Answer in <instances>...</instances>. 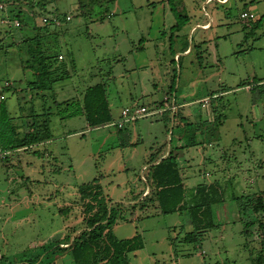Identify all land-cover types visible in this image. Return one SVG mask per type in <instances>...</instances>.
I'll return each mask as SVG.
<instances>
[{"label": "rangeland", "instance_id": "rangeland-1", "mask_svg": "<svg viewBox=\"0 0 264 264\" xmlns=\"http://www.w3.org/2000/svg\"><path fill=\"white\" fill-rule=\"evenodd\" d=\"M6 1L0 0V102L18 137L47 119L51 138L0 163V264H74L64 253L66 237L86 228L87 201L78 187L94 178L107 199L124 207L115 237L141 236L143 249L129 255L130 264H251L264 237V211L240 204L242 197L264 198V0H115L89 16L76 0ZM27 1L56 9L57 23L45 26L39 5L32 18ZM171 7L186 17L179 31ZM13 10L23 15L21 27ZM244 12L254 19H241ZM41 52L60 54L70 77L43 75ZM98 83L106 86L113 122L124 108L151 112L172 101L180 108L174 120L166 111L122 129L55 115L56 102ZM159 148L160 157L177 154L187 192L199 184L219 189V227L199 244L172 245L181 228L191 231L185 213L129 204L147 189L142 177Z\"/></svg>", "mask_w": 264, "mask_h": 264}, {"label": "trees", "instance_id": "trees-1", "mask_svg": "<svg viewBox=\"0 0 264 264\" xmlns=\"http://www.w3.org/2000/svg\"><path fill=\"white\" fill-rule=\"evenodd\" d=\"M113 1L115 0H76V5L82 16H89L93 8ZM171 1L168 0L170 4ZM6 5H15V2L7 0ZM25 5L32 18L35 14L33 8L36 5L41 6V10L45 11L47 15V18H43L46 19L43 22L45 26L52 24L53 20L59 19L56 9L45 10V6L48 5L43 2L31 4L27 1ZM170 9L177 20L173 29L179 31L185 25L183 23L185 21L182 22L181 19H186V17L181 16L175 8L171 7ZM12 13L18 19L19 27H21L24 23L21 11L15 13L13 10ZM257 24L258 22L255 23L256 26ZM59 56L61 55L46 56L41 52L43 75L48 76V79L52 81L64 80L70 77L67 66L62 62V59H59ZM70 66L72 69L74 68L73 60L70 61ZM260 86L264 88V84ZM171 96L172 84L166 94V100ZM163 105L159 106L160 109ZM156 109L158 108L154 110ZM45 115L49 116L51 113L48 112ZM55 115L60 120L83 116L87 125L91 128L112 123L113 117L108 104L105 84L98 83L86 88L79 98L56 102ZM174 117L175 111L172 116L173 120ZM12 121L13 119L9 116L3 99H1L0 144L3 146L8 145L18 151H29L32 147L49 141L51 138L46 125L47 119L43 121L42 128L32 127L21 137L17 136L18 133L12 125ZM190 146H195L194 142H191ZM182 148L178 147L176 150ZM161 152L162 148H159L149 155V165L145 169L146 175L142 177L147 189L142 195L136 196L137 198L129 204H131L132 209L140 208L143 210L146 207H156L162 215L185 213L188 216L191 231L184 232V229L181 228L182 236L179 237L178 241L173 240L172 245L175 246L176 242L199 244L208 230L219 227L213 216V206L221 201L219 189L216 184H199L190 192H187L177 162V154L170 150L165 157H160ZM5 162H8V160ZM78 194L81 201H87L84 213L88 215V218L84 219L86 228L73 238L66 237L68 251L74 264H130L129 255L143 249V242L140 235H134L123 240L115 237L113 228L119 220L125 219L122 204H114L106 198L98 178L79 186ZM242 198L246 199V203H241V207L252 209L255 213L264 211L262 193L254 197L246 196ZM259 228L264 229L263 222L259 223ZM251 264H264V237L262 238L260 250L251 259Z\"/></svg>", "mask_w": 264, "mask_h": 264}, {"label": "built area", "instance_id": "built-area-1", "mask_svg": "<svg viewBox=\"0 0 264 264\" xmlns=\"http://www.w3.org/2000/svg\"><path fill=\"white\" fill-rule=\"evenodd\" d=\"M226 1V0H222ZM240 18L243 20H252L254 19V16L252 14H249L247 12H244L240 15ZM70 18L67 17L66 20H69ZM46 19H43V22H45ZM5 24H9L8 21H3ZM53 23H57V20H53ZM15 27H19V22H15ZM59 59L61 60L62 57L59 56ZM164 107L168 108L171 112H174L176 107L175 103L172 101L171 103H165ZM163 112V110H153L151 112H148L145 107H136L135 109H130V108H124L121 111V118L117 122H112L110 124L104 125L103 127L107 126H115L118 129H122L124 125L128 122H133L138 119H142L151 115H155L158 113ZM18 150H12V149H7L2 146H0V163L5 162L6 160L9 159V157L12 155L13 152H16Z\"/></svg>", "mask_w": 264, "mask_h": 264}, {"label": "crops", "instance_id": "crops-1", "mask_svg": "<svg viewBox=\"0 0 264 264\" xmlns=\"http://www.w3.org/2000/svg\"><path fill=\"white\" fill-rule=\"evenodd\" d=\"M176 56V55H175ZM261 85H263V84H261ZM6 88H10L11 87V84L7 81V82H5V85H4ZM246 89H249V86H246L245 87ZM249 90H252V89H249ZM1 99H3L2 97H1ZM164 99L166 100V96L163 98V101H164ZM204 101H203V106H205L206 105V107H207V105H208V102L205 100V98L203 99ZM175 103V102H174ZM175 107H176V109H175V111L176 110H179V108L180 107H177L176 105H175ZM156 110H163V112H161L162 114L164 113V112H166V111H170L168 108H166V107H163V108H161V109H156ZM161 113H158V114H155V115H160ZM161 155V154H160ZM64 253H69V251H64Z\"/></svg>", "mask_w": 264, "mask_h": 264}]
</instances>
